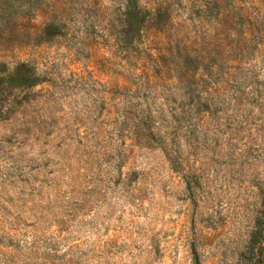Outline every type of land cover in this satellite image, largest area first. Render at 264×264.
<instances>
[{
  "label": "rangeland",
  "instance_id": "rangeland-1",
  "mask_svg": "<svg viewBox=\"0 0 264 264\" xmlns=\"http://www.w3.org/2000/svg\"><path fill=\"white\" fill-rule=\"evenodd\" d=\"M139 2L162 17L127 48L120 0H0V264H264V0ZM184 45L232 69L167 160L122 87Z\"/></svg>",
  "mask_w": 264,
  "mask_h": 264
},
{
  "label": "trees",
  "instance_id": "trees-1",
  "mask_svg": "<svg viewBox=\"0 0 264 264\" xmlns=\"http://www.w3.org/2000/svg\"><path fill=\"white\" fill-rule=\"evenodd\" d=\"M120 1L124 17V44L128 48L131 41L141 37L149 25L155 23L158 16L162 17V13L160 8L154 10L141 6L139 0ZM246 36V33L243 34V37ZM227 50L233 51L234 48ZM152 51L142 52L145 58H141L140 68L133 75L134 81L122 87L127 103V110L122 115L123 125L127 127L131 124L130 137L135 146L150 150L151 141H157L159 149L169 160L173 156L172 148L178 145L179 131L185 129L189 132L192 126H200L205 118H215L218 113L216 77L225 70L228 72L232 65L226 62L220 66L215 61L206 60L199 49H186L185 45L179 55L182 62L178 64L160 62ZM238 51L242 57L240 45ZM5 79V83L15 87L33 86L37 81L22 63H18ZM165 85L170 88L166 95L158 92ZM132 99L136 100L133 104L130 102Z\"/></svg>",
  "mask_w": 264,
  "mask_h": 264
}]
</instances>
